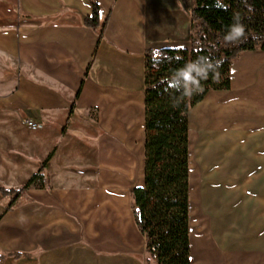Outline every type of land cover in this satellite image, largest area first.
<instances>
[{"label":"crops","instance_id":"1","mask_svg":"<svg viewBox=\"0 0 264 264\" xmlns=\"http://www.w3.org/2000/svg\"><path fill=\"white\" fill-rule=\"evenodd\" d=\"M97 1L100 42L83 26L87 0H0V186L48 159L44 189L10 211L0 196V257L21 254L2 264H146L130 204L144 185V54L188 47L193 0ZM229 77L189 111L190 264H264V52L240 55ZM203 144L222 145L210 163ZM204 168L206 191L228 193L221 216L199 194Z\"/></svg>","mask_w":264,"mask_h":264},{"label":"trees","instance_id":"2","mask_svg":"<svg viewBox=\"0 0 264 264\" xmlns=\"http://www.w3.org/2000/svg\"><path fill=\"white\" fill-rule=\"evenodd\" d=\"M87 1L91 11L83 26L100 42L109 13L97 0ZM222 2L226 9L217 7V0H193L187 48L148 49L144 54V185L131 189L130 204L134 224L144 238L146 264H190L189 111L208 92L229 90L230 67L240 55L264 52V0ZM236 14L245 26L246 39L233 44L224 37ZM199 57L222 61L218 75L210 72L201 80V89L190 96L172 89L169 80L173 74ZM47 160L22 186H0V196L9 200L5 211L12 210L30 188L47 186L43 174ZM20 257L19 253H6L0 259Z\"/></svg>","mask_w":264,"mask_h":264},{"label":"clouds","instance_id":"3","mask_svg":"<svg viewBox=\"0 0 264 264\" xmlns=\"http://www.w3.org/2000/svg\"><path fill=\"white\" fill-rule=\"evenodd\" d=\"M216 6L226 9V5L223 4L222 0H217ZM224 39L226 42L233 44L246 39L245 26L240 22L239 14L234 16V22L229 26ZM221 63L222 61L219 60L213 63L209 58L199 57L176 71L169 80V86L172 89L181 90L186 96H190L193 92L201 89V80H206L210 72L218 75L216 70Z\"/></svg>","mask_w":264,"mask_h":264},{"label":"rangeland","instance_id":"4","mask_svg":"<svg viewBox=\"0 0 264 264\" xmlns=\"http://www.w3.org/2000/svg\"><path fill=\"white\" fill-rule=\"evenodd\" d=\"M219 146V147H218ZM220 146L222 147V145H208L206 146V144L201 145V147L199 148L198 152L201 154V164H205L206 162H211V160H206V157H211L212 154H214L217 151V148H220ZM199 154V155H200ZM220 161H218V163H220ZM209 171H211L212 169H208ZM214 171V170H213ZM222 173L221 171L219 172H214L211 176H208L210 179H213L215 182L220 183L222 181V179H224L225 177L221 176ZM206 172H205V168H204V172L201 175H197V184H198V191L199 194L201 193L203 200L206 198V196H209L206 199H209V205L214 204L215 206V211L213 212V215H218L221 216V200L222 199H227V192H222L221 190H217V191H206L205 185H206ZM227 179V178H226ZM235 194V193H234ZM232 194V195H234ZM234 197V196H233ZM208 205V204H207Z\"/></svg>","mask_w":264,"mask_h":264},{"label":"built area","instance_id":"5","mask_svg":"<svg viewBox=\"0 0 264 264\" xmlns=\"http://www.w3.org/2000/svg\"><path fill=\"white\" fill-rule=\"evenodd\" d=\"M24 125L30 131H35L38 129V125L30 120L24 121Z\"/></svg>","mask_w":264,"mask_h":264}]
</instances>
